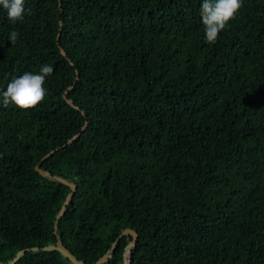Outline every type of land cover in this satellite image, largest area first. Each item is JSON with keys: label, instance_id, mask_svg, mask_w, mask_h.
<instances>
[{"label": "trees", "instance_id": "trees-1", "mask_svg": "<svg viewBox=\"0 0 264 264\" xmlns=\"http://www.w3.org/2000/svg\"><path fill=\"white\" fill-rule=\"evenodd\" d=\"M59 2L25 0L15 23L0 6V91L54 69L37 107L0 101V262L55 242L69 188L34 170L52 150L39 168L75 184L56 234L85 264L124 228L128 264H264V0H243L214 44L202 0Z\"/></svg>", "mask_w": 264, "mask_h": 264}, {"label": "clouds", "instance_id": "clouds-1", "mask_svg": "<svg viewBox=\"0 0 264 264\" xmlns=\"http://www.w3.org/2000/svg\"><path fill=\"white\" fill-rule=\"evenodd\" d=\"M0 6L7 12L12 22L22 21L25 16V0H0ZM243 6V0H202L200 4L201 22L204 28L205 42L214 44L219 33L226 29L229 22L236 18ZM31 14V9L27 10ZM18 32L9 34V42L15 44ZM51 65H42L35 74L25 72L13 77L6 90L0 91V101L4 107L9 104L21 110H30L44 102L47 90L44 83L52 73Z\"/></svg>", "mask_w": 264, "mask_h": 264}, {"label": "water", "instance_id": "water-1", "mask_svg": "<svg viewBox=\"0 0 264 264\" xmlns=\"http://www.w3.org/2000/svg\"><path fill=\"white\" fill-rule=\"evenodd\" d=\"M58 1V6H60V2ZM60 25L61 22L58 21V29H57V34H56V41L58 40L59 37V30H60ZM59 52L65 56V53L63 52V50L59 47ZM71 64V63H70ZM75 76H74V80H76L78 74L77 71H74ZM73 83L71 86H69L68 88H72ZM62 98L65 100V102L71 106L77 109L76 106L73 105L72 101L70 99H67L65 97V95H62ZM83 129V126L81 127V130ZM81 130L72 135L67 141L66 143H70L72 140L76 139L79 135V133L81 132ZM52 153V150L49 151L48 153H46L45 155L42 156V158L37 162V164H35L34 166V170L40 174L41 176H45V177H50L51 179H54L58 182H60L61 184L67 186L69 188V191L67 192L59 210L56 212L55 216H54V220H53V224H52V232L55 235V242L54 244H48V245H44L41 247H37V246H32L29 248H24L21 250H18L14 256L6 263H1L0 264H13L25 251H37V250H43V251H57L59 252L63 257H65L71 264H85L83 261L78 260L72 253H70L62 244H61V240L59 239L58 235L56 234V224L57 221L60 217V215L62 214L65 205L70 201L72 194L75 190V184L72 182H69L67 179L60 177L58 175H50L47 171H44L42 169H40V163L41 161L48 157L50 154ZM123 236H130V240L127 242L126 246L124 247V250L121 254V261L122 264H128L129 261V250L130 248L133 246V244L135 243V240L137 238V235L135 233V231L133 229L130 228H124L122 229L119 234L117 235V237L110 243V247L109 249L100 257H98L94 262L89 263V264H101L103 262H105L110 256L112 251L114 250L117 241L120 237Z\"/></svg>", "mask_w": 264, "mask_h": 264}]
</instances>
